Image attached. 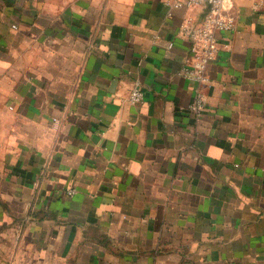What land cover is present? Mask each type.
Returning <instances> with one entry per match:
<instances>
[{
	"label": "crops",
	"instance_id": "0c3cea01",
	"mask_svg": "<svg viewBox=\"0 0 264 264\" xmlns=\"http://www.w3.org/2000/svg\"><path fill=\"white\" fill-rule=\"evenodd\" d=\"M173 1L0 0V264H264V0L197 116Z\"/></svg>",
	"mask_w": 264,
	"mask_h": 264
},
{
	"label": "built area",
	"instance_id": "2783aa9c",
	"mask_svg": "<svg viewBox=\"0 0 264 264\" xmlns=\"http://www.w3.org/2000/svg\"><path fill=\"white\" fill-rule=\"evenodd\" d=\"M170 0H165L168 3ZM232 0H174L176 7L206 8L203 19L195 23L191 18H185L180 26V35L190 42L189 52L184 62L182 74L187 79L196 83L193 100L188 105V110L195 116L201 114L206 107V99L202 91L208 81L207 66L217 58L220 51L218 35L221 32H230L235 28L236 16L231 10ZM258 2H261L259 0ZM171 44H168L170 47ZM143 100V92L139 86H134L128 96L130 103H139ZM76 189L68 188L64 194L72 197Z\"/></svg>",
	"mask_w": 264,
	"mask_h": 264
}]
</instances>
